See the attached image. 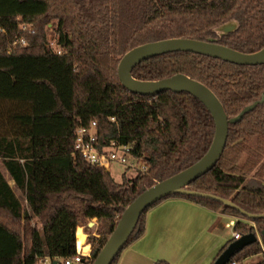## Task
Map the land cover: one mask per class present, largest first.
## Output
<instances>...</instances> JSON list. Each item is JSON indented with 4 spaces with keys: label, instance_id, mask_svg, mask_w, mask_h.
<instances>
[{
    "label": "trees",
    "instance_id": "obj_1",
    "mask_svg": "<svg viewBox=\"0 0 264 264\" xmlns=\"http://www.w3.org/2000/svg\"><path fill=\"white\" fill-rule=\"evenodd\" d=\"M51 21L56 51L45 32ZM231 21L237 30L217 36L215 29ZM173 38L215 39L218 45L254 53L264 47V0H0V164L12 183L0 169V264L73 256L77 229L88 230L95 221V235L86 240L92 264L139 194L207 152L214 122L197 99L170 91L142 97L125 90L117 78L126 52ZM20 39L25 45L13 46ZM176 74L207 86L228 119L264 98V65L239 66L176 52L132 70L140 81ZM92 122L99 148L134 143V155L147 171L128 180L122 175L116 182L108 171L74 156L76 129ZM188 189L264 214V102L229 125L220 159ZM170 198L255 224L237 222L233 232L240 236L264 230V219L249 220L210 199L172 195L142 213L123 250L143 236L147 212ZM263 250L260 236L229 264Z\"/></svg>",
    "mask_w": 264,
    "mask_h": 264
},
{
    "label": "water",
    "instance_id": "obj_2",
    "mask_svg": "<svg viewBox=\"0 0 264 264\" xmlns=\"http://www.w3.org/2000/svg\"><path fill=\"white\" fill-rule=\"evenodd\" d=\"M237 28L238 24L231 21L215 29V33L222 37L235 32ZM176 52L193 53L239 66L264 65V47L254 53L246 54L218 45L215 39H208L207 41L183 38L160 40L134 47L121 57L117 65V78L125 90L142 97H154L166 91L191 95L203 104L209 112L214 122V135L207 152L197 162L145 189L124 209L115 229L92 264H112L123 250L142 213L155 203L172 195L210 199L238 212L249 220L264 219V214L248 213L230 200L188 189L193 181L209 172L220 159L225 148L229 125L240 122L247 113L262 104L264 98L262 97L261 100L245 106L237 116L228 119L224 107L216 95L207 86L186 75L176 74L156 81H140L132 76V70L141 62ZM260 236L264 238V230L260 233L255 232L240 236L239 239L229 243L212 264H229L238 252L255 242H259ZM53 264H59V262L54 260Z\"/></svg>",
    "mask_w": 264,
    "mask_h": 264
},
{
    "label": "crops",
    "instance_id": "obj_3",
    "mask_svg": "<svg viewBox=\"0 0 264 264\" xmlns=\"http://www.w3.org/2000/svg\"><path fill=\"white\" fill-rule=\"evenodd\" d=\"M230 222L244 221L184 199H167L147 212L143 236L121 252L116 264H212L228 242L221 232L223 226L231 228ZM96 226L93 221L88 230L77 229L79 245L95 235Z\"/></svg>",
    "mask_w": 264,
    "mask_h": 264
},
{
    "label": "built area",
    "instance_id": "obj_4",
    "mask_svg": "<svg viewBox=\"0 0 264 264\" xmlns=\"http://www.w3.org/2000/svg\"><path fill=\"white\" fill-rule=\"evenodd\" d=\"M22 29H25V27H22ZM18 43L23 46L25 45V41L20 39L14 42L13 46ZM110 121L114 122V119L111 118ZM95 127L96 124L92 122L87 127H79L76 129L73 146L74 156H78L86 163L98 166L109 173H111L113 166L121 168V176L130 171L132 172V176L130 178L134 177L138 173H145L147 171L148 168L145 163L134 155L136 151L134 143L120 145L117 142H111L108 145L99 148ZM235 224L236 222H230L229 227L234 228ZM239 237V234L235 232L232 233L233 240H237ZM84 240L85 242L79 245V241L77 239L76 254L64 259L54 260H57L59 264H91L89 261L91 248L86 243L87 238ZM85 245H88L89 248H84ZM54 260L48 257L39 258L37 259L36 264H53Z\"/></svg>",
    "mask_w": 264,
    "mask_h": 264
},
{
    "label": "rangeland",
    "instance_id": "obj_5",
    "mask_svg": "<svg viewBox=\"0 0 264 264\" xmlns=\"http://www.w3.org/2000/svg\"><path fill=\"white\" fill-rule=\"evenodd\" d=\"M55 23V21H51L50 23H48L46 26H45V32H46V36H47V40H48V43H49V46L51 48H53L55 51L58 50L57 47H56V35H55V31H54V28L52 27V25ZM218 36V34H217ZM0 169L1 171L3 172V174L5 175V178L7 179L8 182H10L9 178L6 176L5 172H4V169L2 168L1 164H0ZM111 175L113 176L114 180L116 182H121L122 181V177H121V168L119 167H116V166H113L112 169H111ZM126 175V176H125ZM124 176L126 177L125 180H128L131 176H132V172H128L126 173ZM11 183V182H10ZM11 186H12V183H11ZM16 194L18 195V193L16 192ZM21 203L23 205V207L25 208L26 205L24 203V201L21 200ZM229 215V214H228ZM232 216V215H231ZM235 217V216H234ZM236 218H239L240 220L244 221L245 223L251 225L252 227L255 228V224L253 222H250V221H247L243 218H240V217H237ZM227 221V220H226ZM93 222V221H91ZM90 222V223H91ZM88 226V225H87ZM82 228H84L83 226H80ZM96 230V229H95ZM77 233V232H76ZM222 235L224 236V238L226 240H231L232 239V233H233V228H225L223 226V229H222ZM61 262V261H60ZM264 262V250L262 251L261 254H258L256 256H253V257H250L244 261H242L240 264H261Z\"/></svg>",
    "mask_w": 264,
    "mask_h": 264
}]
</instances>
